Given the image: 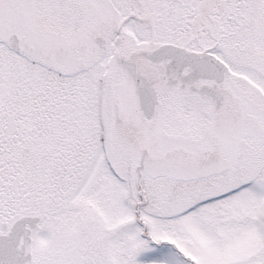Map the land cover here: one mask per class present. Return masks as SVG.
<instances>
[{
    "label": "snow or ice",
    "instance_id": "6c2138e0",
    "mask_svg": "<svg viewBox=\"0 0 264 264\" xmlns=\"http://www.w3.org/2000/svg\"><path fill=\"white\" fill-rule=\"evenodd\" d=\"M0 264H264V0H0Z\"/></svg>",
    "mask_w": 264,
    "mask_h": 264
}]
</instances>
